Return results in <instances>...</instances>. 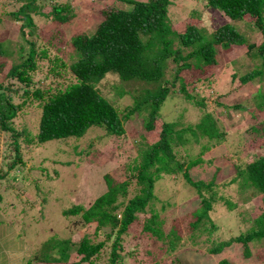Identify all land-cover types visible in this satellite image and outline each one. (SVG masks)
Here are the masks:
<instances>
[{"label": "trees", "instance_id": "1", "mask_svg": "<svg viewBox=\"0 0 264 264\" xmlns=\"http://www.w3.org/2000/svg\"><path fill=\"white\" fill-rule=\"evenodd\" d=\"M4 1L19 4L7 14L9 19H14L11 30L5 29L0 17V129L6 135L9 133L10 149L14 150L5 167L0 168V179L15 171L19 164L23 165L20 143L23 139L44 143L52 139L79 138L90 127L98 128L96 140L88 139L75 151L79 159L76 163L80 164L88 150L95 148L101 152L99 143H103L102 148L112 141L117 144L125 133V122L131 117L140 116L143 128L139 139H135L136 155L125 162L123 172L103 174L104 192L93 196L86 206L77 202L62 209V230L58 227L50 231L28 252H14L8 262L12 259L14 264L20 259V264H94L105 242L111 240L108 264H129L132 260L143 264L151 261L154 255L150 247L139 243L148 241L155 245L162 240V252L157 253L152 264H166L160 260L162 255L169 256L168 264H185L180 259L188 255L201 261L204 254L195 247L200 235L206 236V251L210 257L203 260V264H231L228 255L233 247L240 253L236 259L250 257L251 246L264 240V121L250 129L248 138L241 133L243 144L251 146L252 159L245 162L237 158L233 162L234 174L226 181L236 182L237 189H243L241 197L244 200L256 194L261 197L263 210L255 212L250 223L240 217L241 224L248 223L242 230L227 234L230 225H224L221 216L217 217L223 214L219 207H224L226 212L236 203L221 194L213 180L194 179L190 168L201 164L203 151L224 139L222 126L208 110L209 89L214 81L212 68L219 62L218 54L238 52L242 59L246 57L252 63L240 73L241 84H249L257 77L259 81L264 80V0H203L205 8L221 13L222 20L212 28L204 24L200 10L192 11L193 6L187 8L186 17L176 26L169 19L172 0H114L104 7L97 21L89 16L94 8L85 14L88 29L73 31L68 40L59 37L62 44L69 45L67 56L59 50L61 46L56 49L62 52L59 56L44 44L45 33L35 19L48 17L57 24L69 22L74 17L72 2L55 3L45 13L37 5L38 0ZM240 19L253 22L259 31L257 40L252 41L240 33L236 26V20ZM239 56L229 63L239 64V67ZM181 70L190 73V79L181 76ZM65 73L69 74L67 78ZM110 76L120 80L117 85L111 84L119 90L118 95L131 92L123 88L126 84H143L132 95L131 105L121 107L102 94L99 85ZM169 93H178L203 107L204 112L192 124L178 127V120L161 117L156 126V118H160L161 107ZM254 95L258 98L255 106L263 109L264 86L257 87ZM217 104L223 103L217 100ZM30 107L38 113L34 133L31 128L18 130L14 126L18 114ZM224 107L237 109L238 104ZM192 142L200 145V155L187 159L176 156L180 145ZM238 151L239 148L234 150ZM77 164L73 168H77ZM172 173L180 174L181 180L194 189L197 198L180 218H173L174 223L165 232L162 226L166 219L160 213L177 204L159 198L157 187L165 174ZM133 183L135 191L127 195L128 185ZM244 188H253L252 194L245 193ZM180 201V206L187 205L186 200ZM1 202L0 195V205ZM44 217L42 210L33 209L27 220L37 228L45 225ZM6 218L5 227L14 219L12 214ZM66 220L77 228L94 223L92 235L78 231L68 234L72 225H67ZM181 221L188 225L186 240L192 243V248L188 247L184 254L178 251L182 243ZM98 233L103 239L97 240ZM129 244L134 246L130 251ZM193 251L197 252V257Z\"/></svg>", "mask_w": 264, "mask_h": 264}, {"label": "rangeland", "instance_id": "2", "mask_svg": "<svg viewBox=\"0 0 264 264\" xmlns=\"http://www.w3.org/2000/svg\"><path fill=\"white\" fill-rule=\"evenodd\" d=\"M72 2L74 8V17L66 23L57 24L56 21L51 20L48 17H40L39 20L35 19V22L39 24L44 31L43 40L44 44L56 52L59 56L62 54L60 51H64L65 55H68L69 45L68 43L62 44L59 37L68 40V37L73 31H82L88 29V21L85 15L91 8L89 16H93V20H99V14L103 12L104 7L111 5L114 0H38L39 5L45 13L51 10L53 4H60L63 2ZM7 1L0 0V17L5 22L4 27L7 30H11L14 19H9L8 13L16 10L19 3H5ZM169 12V19L172 24L178 25L186 17L187 8L193 6V10H200L202 12V20L209 28L214 27L215 24L222 20L220 14L211 12L210 9L205 8L203 0H172ZM237 29L240 33L244 34L247 38L253 40L258 39L259 31L254 27L251 20H236ZM2 29V27H0ZM4 29V30H5ZM61 30V31H60ZM59 31V32H58ZM22 38V37H21ZM41 40V37H40ZM51 41V42H50ZM53 43L50 45V43ZM61 46L62 49H59ZM64 47V48H63ZM56 49L60 51L57 52ZM239 56L238 52L230 51L227 54H218L219 62L213 66L214 70L213 87L209 89V112L216 119L217 124H220L224 130V139L219 142L216 141L206 151H203L200 156L202 158L201 164L193 165L191 170V176L194 179L200 180H213L217 185L219 192L224 196L231 198V201L235 202V207L232 210L224 212V207H219L220 212L223 214H217V217L221 216V222L225 225L229 223V227L226 232L230 234L242 230L245 228L250 220L255 217V212L263 210L261 205L260 194L253 195L247 199H242L241 189H237L235 183H227V179L234 174V161L237 158L243 159L248 162L252 159V149L250 144H243L241 133H244L245 137H249V131L254 126H259L264 121V108L258 109L255 106L256 98L254 93L257 87L264 86V80L255 78L251 83L241 84L239 75L244 69L249 68L252 63L243 56H239L241 65L231 64L230 60L235 62V58ZM249 62V63H248ZM172 65V62L169 63ZM249 66V67H248ZM68 69V68H67ZM66 71V70H64ZM68 71V70H67ZM181 76L185 79H190V73H186L181 70ZM68 73L64 74V77H68ZM119 79L115 76H110L108 81H103L102 85H99L102 94L110 97L120 105H131L132 95H134L142 85L130 84L124 85L123 88L131 90L130 93H123L118 95L119 90L111 86V84L117 85ZM66 83H62L64 85ZM216 89V92H215ZM178 94V93H177ZM169 93V96L164 101L161 107L160 118H156V126L161 122L162 118L168 120H178L180 122L178 127L184 124L195 123L204 112L203 107L194 105L190 100H186L179 94ZM217 96L214 98V96ZM216 100V101H215ZM221 102L227 106L232 104H238V108H230L229 110L223 106V104H217ZM243 106V107H242ZM130 107V106H128ZM28 111V113H27ZM33 112V113H32ZM14 119V126L18 130L22 128H29L32 133L37 131V118L38 113H35L34 107L24 108ZM162 117V118H161ZM264 126V125H263ZM125 133L119 138L118 143L112 141L107 143L103 148V143H99V152L95 148L88 150L82 157V162L79 161L75 151L82 148L88 139L96 140V131L98 128L90 127L84 135L79 138H66V139H52L44 143H37L35 141H27L23 139L21 143V152L23 154V165L19 164L15 171H10L3 178L0 179V195L2 202L0 205V264L6 262V264H12V259L8 262L9 258L13 256L14 252H28L34 247L36 243L45 237L50 231L53 232L63 227V219L61 216V210L69 207L71 203L82 202L85 206L90 203L92 197L97 196L106 189L104 184L103 174L123 172V165L125 162L130 161L136 155L135 139H139V133L142 132V123L140 116H133L125 122ZM9 135V133H8ZM0 129V168L5 167V162L10 160L13 156L14 150L10 149V137H8ZM95 135V138H94ZM23 137V135H20ZM241 142V144H240ZM76 146V147H74ZM239 148L238 152H234ZM176 156L187 157L200 155V145L197 143H187L184 146H179L176 151ZM77 164V168L73 166ZM180 174H165V178L161 181L157 189L159 190L157 196L159 198H167L170 202H175L177 205L168 206L164 212L160 214L165 217L166 222L162 226L163 231H167L171 224L174 223V217L180 218L182 213L191 207L192 200L196 199V193L187 183L181 180ZM37 186V188H36ZM135 183L128 185L127 195H132L135 191ZM245 193L252 194L253 188H244ZM186 200L187 205L180 206V200ZM30 200V201H29ZM44 200V201H42ZM41 202L43 204L41 205ZM32 203V204H31ZM34 203V206H33ZM157 205V204H156ZM260 206V207H259ZM7 207V208H6ZM12 209H9V208ZM23 207L26 208L23 210ZM184 207V208H182ZM5 208V209H4ZM182 208V209H181ZM22 209V210H21ZM33 209L42 210L45 213L43 220L45 225L37 227L33 226L30 220H27L28 215L31 216ZM28 210V212H27ZM159 211V210H158ZM254 211V212H253ZM11 225H3L7 216H11ZM216 217V218H217ZM243 218L246 223L241 224L239 219ZM218 219V218H217ZM11 221V220H10ZM7 220V222H10ZM48 222H50L48 224ZM67 225L73 223L67 222ZM47 224V225H46ZM77 224V223H76ZM94 223L88 225H82L81 227L72 225V229L67 231L68 234H72L75 231L87 232L92 235ZM62 230V229H61ZM179 234L182 236V243L179 246V253L185 252L188 247L192 248V243L188 238V225L184 222H180ZM66 234V233H65ZM101 234H97V240L101 238ZM205 235H200L197 240L196 248L200 251L202 259H194L192 256L180 259L185 264H203V260H207L208 252L206 247L208 242L204 239ZM214 238V236H213ZM217 239V236L216 238ZM133 242H136L134 240ZM162 242V243H161ZM111 240L105 242L104 247L101 250L100 255L94 258V264H108L109 261V248L111 246ZM148 241L141 242L139 245L143 247H150L153 252L154 260L157 257L161 249V244H164L162 240L155 243H148ZM129 247L132 250L134 246ZM236 245V244H234ZM260 250V251H259ZM252 255L245 259H236V256L240 257V253L237 247H233L232 253L228 255L229 259L234 264H263L264 263V240L258 245L251 246ZM162 252V251H161ZM198 256L197 252L193 251ZM184 254V253H183ZM182 254V255H183ZM18 255V254H17ZM235 256V257H233ZM212 259V258H211ZM152 260L143 264H152ZM160 260L169 263V256L162 255ZM129 263V262H127ZM210 263V262H209ZM231 263V264H232ZM14 264H20V259H17ZM136 264V261L132 260V263ZM174 264V263H172ZM208 264V263H207ZM212 264V263H210ZM214 264H216L214 262Z\"/></svg>", "mask_w": 264, "mask_h": 264}]
</instances>
